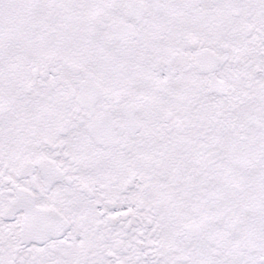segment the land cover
Instances as JSON below:
<instances>
[{
	"label": "snow or ice",
	"instance_id": "snow-or-ice-1",
	"mask_svg": "<svg viewBox=\"0 0 264 264\" xmlns=\"http://www.w3.org/2000/svg\"><path fill=\"white\" fill-rule=\"evenodd\" d=\"M0 264H264V0H0Z\"/></svg>",
	"mask_w": 264,
	"mask_h": 264
}]
</instances>
